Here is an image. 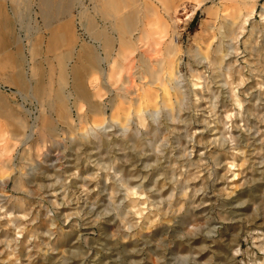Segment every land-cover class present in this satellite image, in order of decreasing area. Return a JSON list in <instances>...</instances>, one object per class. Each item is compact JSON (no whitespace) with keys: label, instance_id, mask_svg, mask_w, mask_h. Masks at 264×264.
Returning a JSON list of instances; mask_svg holds the SVG:
<instances>
[{"label":"rangeland","instance_id":"rangeland-1","mask_svg":"<svg viewBox=\"0 0 264 264\" xmlns=\"http://www.w3.org/2000/svg\"><path fill=\"white\" fill-rule=\"evenodd\" d=\"M34 1L0 0V264H264V0H82L111 51L139 38L167 68L103 96L95 69L72 87L78 13L63 60Z\"/></svg>","mask_w":264,"mask_h":264},{"label":"bare ground","instance_id":"bare-ground-1","mask_svg":"<svg viewBox=\"0 0 264 264\" xmlns=\"http://www.w3.org/2000/svg\"><path fill=\"white\" fill-rule=\"evenodd\" d=\"M46 1L47 0H44L42 5L47 6L48 2H46ZM114 3H115V1H114ZM127 4H128V7H130L131 12L128 13V15L126 17H122L121 23H119V24L123 25V23H124L126 25L127 29L130 32H132L135 30L136 25L138 24V22L140 20L139 19V11H138L139 5H136L135 1H128ZM241 4L245 5V4H248V2H247V0H241ZM67 28H68V30H67L68 38L66 40L63 37L55 36V37L50 38V40H48L46 42V47H47L48 51L51 53H53L57 50H60L62 47L67 46V48L69 50L66 51V53H63L61 55V58L63 60L70 58V56L72 55L70 46L73 44V41H76L72 37L73 36L72 30L69 27H67ZM229 32H227V33L231 34ZM88 33L90 36V42L93 43V46H90V44H88L86 42L78 41V43L80 42V44H79L80 50H79V53L77 54L78 63H76L74 66H72L71 71H70V77H72V87L75 91H77V95H81V92L84 89L83 88L84 81L86 78H88L90 76L89 73L93 69H95L99 74H102L101 81H102V86L103 85L104 86L101 88L105 89V92L103 94H101L102 96L105 95L106 93L110 92V90H111L110 87L112 85L121 84V86H123L125 84V82H127L123 78V73L129 74V72L133 68L134 61H136V63H137L136 66L138 68H137L136 73L139 74L138 76L140 78H143V75H149L150 83L158 84L161 87H163L162 75L164 73H166V71H167V68L165 67L164 61H151V58H148L145 54L138 55L137 59L133 58L134 54L141 47L139 45V42H140L139 38H134V40L129 41L130 42L129 43V47H130L129 52H127L126 49H124V47L126 45H124L123 43H120L118 50L117 51L115 50V52H114L113 47H112V51H111V45H113V40L109 39V37H107L104 34L105 31L103 29H94L93 32L89 31ZM38 43L41 44V43H45V42H38ZM33 47H34V45H33ZM23 50H24L23 44L20 47L18 46V48H17V53H18L17 62L19 65V69H22V67H24L25 63H26V59L24 57V54H23L24 51ZM169 54H170V52H169ZM115 56H118V59L121 61V63L116 59ZM103 64H105L107 67L105 68V66ZM124 64H126V65H124ZM26 72H24V73L19 72L17 75V79H16L17 84L19 85V87H21L22 90L25 89V85H26V80H27V79L25 80V73ZM142 73H144V74H142ZM27 82H30V81L27 80ZM29 89H30V87H29ZM32 89H33L35 94H40L42 92V89H40L38 85H34ZM164 94H166V92H164ZM96 96L98 98H100V95L98 93ZM135 96H136V99L138 101V99L140 98V95H135ZM56 97H57V100L59 102L54 104L53 106L57 107L59 110H65L66 108L64 105L63 97L61 95L56 96ZM114 100L108 101L109 106L112 104V106L110 108L111 109V115H110L111 118L113 116H116V112H113V109H115V108H113V107H115V103H113ZM124 100H126V99H124ZM129 101L133 102L134 101L133 97H131L129 99ZM120 105L121 104H118V106H120ZM120 109H122V108L120 107ZM0 113L2 116H7V115L11 116L12 115L10 111L8 112V110L3 107V104L1 102H0ZM91 113L97 117H99V116L105 117L106 112H105V110H103L102 100H99V102L96 104V106H94V108H92ZM118 114H119V112H118ZM29 137H30V135H29ZM24 144H25V142H24Z\"/></svg>","mask_w":264,"mask_h":264},{"label":"crops","instance_id":"crops-1","mask_svg":"<svg viewBox=\"0 0 264 264\" xmlns=\"http://www.w3.org/2000/svg\"><path fill=\"white\" fill-rule=\"evenodd\" d=\"M43 1L44 0L34 1L35 8L33 10L35 12V9H37L36 14L40 16L43 22V28L50 31L49 34L46 32L47 36H64V33L61 31V29L63 28V26H66L67 28L73 25L74 20L71 16L74 11L78 13L76 20L78 22L79 28L82 29L83 35L86 38L88 37L89 31L93 32L94 29H99L98 25L92 19V14H90L88 10H86V8L83 6L82 0H47L46 2H48L49 6L42 5ZM91 1L92 0H90V2ZM16 6L17 11H19V5ZM27 6L28 5H26V7ZM29 7L30 6L27 7V11L29 10ZM13 11L15 10L13 9ZM1 18L2 20H6L7 22L11 20L8 16L5 15H3ZM11 18L12 21L16 22L20 19V16L19 14L14 15L12 13ZM51 29H53L52 32Z\"/></svg>","mask_w":264,"mask_h":264}]
</instances>
